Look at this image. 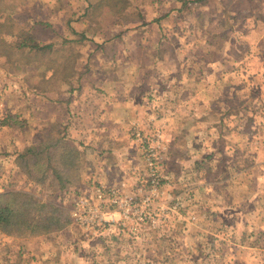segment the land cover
<instances>
[{"label":"rangeland","instance_id":"obj_1","mask_svg":"<svg viewBox=\"0 0 264 264\" xmlns=\"http://www.w3.org/2000/svg\"><path fill=\"white\" fill-rule=\"evenodd\" d=\"M87 6L0 0L14 31L55 43L0 58L2 188L71 220L0 233V264H264V0ZM59 132L81 153V181L60 191L15 162ZM83 197L104 221L75 219Z\"/></svg>","mask_w":264,"mask_h":264},{"label":"trees","instance_id":"obj_2","mask_svg":"<svg viewBox=\"0 0 264 264\" xmlns=\"http://www.w3.org/2000/svg\"><path fill=\"white\" fill-rule=\"evenodd\" d=\"M87 1L89 11L88 8L102 10L110 5L120 8L125 0ZM192 1L199 5L207 2ZM74 31L71 28V32ZM4 33L10 34L13 39L7 41ZM85 39L82 33L80 40ZM54 45L42 44L30 30L23 28L14 31L11 23L2 20L0 15V58H15L25 51L36 56ZM9 119L11 117L7 116L4 121L8 122ZM15 162L20 172L31 181L43 183L49 180L59 191L81 181V153L67 133H51L43 140L26 146L17 153ZM70 221L66 211L50 201H42L36 195L20 190L0 192V233L8 237H35L58 232L67 227Z\"/></svg>","mask_w":264,"mask_h":264},{"label":"built area","instance_id":"obj_3","mask_svg":"<svg viewBox=\"0 0 264 264\" xmlns=\"http://www.w3.org/2000/svg\"><path fill=\"white\" fill-rule=\"evenodd\" d=\"M3 189L4 188H2V184L0 181V192H3L4 191ZM102 192H103L102 187H99L97 189V193H98L97 197L102 198ZM76 207L84 209V210L79 209L78 211H74V213H73L75 216V219L78 220V222L81 224L94 223L96 221H104L105 220L104 215L101 212V210L99 208H97V209L91 208L89 206L88 199L85 197L80 198V200H78L76 202Z\"/></svg>","mask_w":264,"mask_h":264}]
</instances>
